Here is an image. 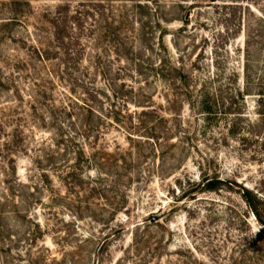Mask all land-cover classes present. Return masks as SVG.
Wrapping results in <instances>:
<instances>
[{
    "label": "rangeland",
    "instance_id": "obj_1",
    "mask_svg": "<svg viewBox=\"0 0 264 264\" xmlns=\"http://www.w3.org/2000/svg\"><path fill=\"white\" fill-rule=\"evenodd\" d=\"M164 63L188 76L174 112ZM87 90L166 118L157 155L109 129L131 165L75 179ZM0 264H264V0H0Z\"/></svg>",
    "mask_w": 264,
    "mask_h": 264
},
{
    "label": "trees",
    "instance_id": "obj_2",
    "mask_svg": "<svg viewBox=\"0 0 264 264\" xmlns=\"http://www.w3.org/2000/svg\"><path fill=\"white\" fill-rule=\"evenodd\" d=\"M102 17V19L105 20V16ZM103 38L106 40L108 36L102 34L100 36V42L103 41ZM81 48L83 49L84 47ZM71 51L72 50L70 49V56H77L76 54L78 52L75 54L74 51ZM97 51L99 55L92 57L95 66L96 64L99 66L102 59L101 52H104V50L99 48ZM117 55L119 56L118 53ZM78 59L80 60L78 66L83 70L82 75H84L85 71L87 70L85 67H83L85 60L83 58ZM151 70L154 72V77L164 84L165 89L173 92V100L168 99L167 96H165V99L167 104H169V111L174 112L176 106L179 104V101H182L181 97L184 95L183 88H185L188 93H191L189 91V85L187 82V74L183 71V68L171 64L166 66L165 63L163 65L161 64L159 67L152 65ZM102 71H105V69L101 70L100 73ZM103 73L104 75L106 74V72ZM87 74H89V72H87ZM79 82L81 83V80H79ZM239 93L244 100L245 97L243 94H241L242 92ZM83 97H88V99H76V106L78 107L79 113L74 118L79 121V126L77 127L78 131L75 133L74 140H72L74 146L73 153L75 157V169L73 171V176L75 179L83 178L84 174H81V171L83 170H86V172L88 171L89 174L92 170H96L97 173H100V176L105 175L109 177L110 174L106 173L105 171H112L114 166L118 167V165H120V169L126 171L129 164L131 165V152H125L117 142H115V152H108L109 147H106L107 145L105 142L106 136L109 133V129H114L118 132L125 133L128 136L127 138L130 142H134L136 139V141L142 142L146 140L148 144L152 143V145L150 144L152 146L151 153L157 155L159 151L158 146L157 144L153 146V143H156L157 140L160 141L162 139L159 137L160 134H158V131L161 129V127L168 124V120L163 116H159L155 108L147 110L145 109L141 113L131 111L128 102H123V105L118 106L116 103V96H114V94H108V91L101 92L87 90V92L83 94ZM139 98L144 99V101L137 104L136 106L138 107H141L143 103L145 105H150L153 103L149 101V98H152L151 96L147 97V95L140 94ZM200 99L201 100L198 103V107L200 108L202 114L207 115V117L212 116L214 114V109L217 106V102L213 98L211 92L204 89ZM97 103L100 107H97ZM169 114L173 115L172 113ZM181 118V115L173 116V120H180ZM136 136L139 138H136ZM138 144L141 145L140 147L143 146L141 143ZM128 155H130L129 163H127L126 157ZM89 179L91 178L89 177ZM221 184L222 180H219L218 178H205L201 183L197 184L193 182L191 190L186 192L184 195L185 197L191 196L190 198L195 200V197L198 193L216 192L220 189ZM115 212H119V210L116 209ZM256 217L259 219L258 214H256ZM156 220L158 221V219ZM156 220L150 218L151 222ZM242 259L245 260V257Z\"/></svg>",
    "mask_w": 264,
    "mask_h": 264
}]
</instances>
